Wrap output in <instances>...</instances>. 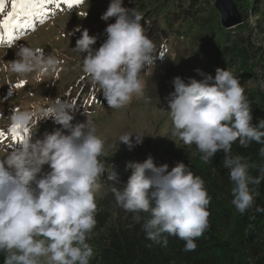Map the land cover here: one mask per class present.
I'll use <instances>...</instances> for the list:
<instances>
[{
    "label": "clouds",
    "instance_id": "obj_1",
    "mask_svg": "<svg viewBox=\"0 0 264 264\" xmlns=\"http://www.w3.org/2000/svg\"><path fill=\"white\" fill-rule=\"evenodd\" d=\"M123 3L110 0L101 15L102 21L115 18V22L105 28L106 39L98 49L94 48L97 37L90 36L87 29L72 48L83 55L81 71L111 109L124 107L134 95H144L141 76L162 57L145 35L141 13ZM15 55L16 59L7 62L8 71L25 80L31 76L41 81L55 73L60 63L27 45H20ZM197 72L203 79L185 82L177 76L172 80L174 91L165 98L172 135L185 145L194 144L205 163L223 151L222 164L234 185L231 203L244 214L254 205L249 185L264 182V166L259 167L257 176L249 175L250 165L241 156H233L231 149L237 141L244 148L253 141L264 144V119L251 123L245 89L230 71L217 68L214 77ZM74 108L68 100L55 99L33 126L52 119L60 127L42 139L26 137L18 150L0 159V252L5 253L4 264H40L41 258H46L47 264H90L93 251L86 238L96 225L95 193L106 172L105 162L99 159L104 142L95 134L91 120L73 124ZM35 115L17 111L11 116V127H26ZM143 140L140 134L120 137L129 151ZM260 155L264 156V147ZM45 165L49 168L46 173ZM126 167L132 174L124 188L112 185L116 205L133 214L146 239L166 247L167 237L175 236L184 241V251H195V240L209 228L211 198L203 179L182 162L170 171L167 164L157 166L151 155L143 162H128ZM109 179L115 181L116 177ZM255 212L262 213L264 208L256 207ZM142 213L150 218L144 219Z\"/></svg>",
    "mask_w": 264,
    "mask_h": 264
},
{
    "label": "rangeland",
    "instance_id": "obj_2",
    "mask_svg": "<svg viewBox=\"0 0 264 264\" xmlns=\"http://www.w3.org/2000/svg\"><path fill=\"white\" fill-rule=\"evenodd\" d=\"M162 1L164 0H143L144 8L140 13L143 14L146 7ZM197 1L199 7L206 9L205 14L200 16L204 18L197 24L186 23L176 26L177 28L171 33L182 51V57L170 66L166 65L173 62L174 52L168 53L164 46L156 45L152 40L157 52L162 54V57L154 62L162 59L161 62L164 61L165 66L163 70L158 71L157 67L149 65L141 76L144 95H134L132 100L120 109H104L98 105L99 96L96 93L91 95L87 91L92 84L81 71L83 55L80 56L72 51L84 29L89 31L90 36L97 37L94 48L98 49L101 46L106 39L103 35L105 28L109 23L115 22V18L107 22L100 19L107 10L110 0H83L78 6L80 8L72 7L66 12H62L65 6L57 8L55 17L49 15V20L52 18V22L44 25L35 35L28 37L30 41L24 45L40 49L43 55H52L60 62L56 72L43 77L41 81H36L31 76L27 80L17 78L8 71L7 62L17 58L15 53L18 44L0 49V132L5 134L3 138L1 137L2 144L5 145L0 147V159H3L7 152L21 147V143H17L15 147L9 146L14 143L11 139V116L15 112L27 111L36 114L32 124L26 126L29 129L27 137L31 135L34 139H42L45 133H51L60 127L55 125L52 119L40 120L36 126H33L36 120L40 119L41 111L49 107L57 98L74 104L73 124L84 123L87 119L92 121L95 134L104 142L103 153L99 159L122 154L143 162L151 155L157 166L161 163L172 166L183 162V157L187 154H192L194 157L198 155L200 152L194 144L185 145L178 136L172 135L173 125L165 99L174 91L172 80L179 76L185 82L189 78L199 81L203 76L198 74L197 70L214 77L217 68L227 69L239 79L245 89V95L251 93L264 96V74H262L264 72V0L255 1L256 5L262 2L260 10L257 11L249 6L252 0H239L244 4L243 11L248 12L244 26L239 25L229 30L222 25L221 15L216 8L217 0ZM233 2L238 7L234 0ZM133 5L134 1L124 0L122 6L134 8ZM4 9V13H0V20L6 17L11 8L9 4H4ZM77 28L80 31H76ZM144 28L147 36L149 24H145ZM42 30L44 35L39 36ZM225 34L228 36V41H225ZM247 41L255 49L254 52L248 51V57L242 50L248 49L249 46L245 45ZM225 46L226 50L223 49ZM257 52L259 54H256ZM20 83H23V87L16 86ZM101 99L104 100L103 96ZM90 102L95 103L93 109L89 108ZM125 134H140L144 137L142 145L129 151L126 145L120 143V137ZM179 151L186 154L180 155ZM47 171L49 168L45 165L43 172ZM101 178L99 181H102ZM98 183L101 187L95 193V203L108 191L106 184ZM232 199L231 192L229 197L220 201L221 207L217 209L216 217L221 237L238 249L237 234L232 221L239 212L231 203ZM40 238L42 237H37ZM4 258L5 253L0 252V264H4ZM40 264H47L46 258H41Z\"/></svg>",
    "mask_w": 264,
    "mask_h": 264
},
{
    "label": "trees",
    "instance_id": "obj_3",
    "mask_svg": "<svg viewBox=\"0 0 264 264\" xmlns=\"http://www.w3.org/2000/svg\"><path fill=\"white\" fill-rule=\"evenodd\" d=\"M127 1H134V9L142 13L143 0ZM234 1L238 5L242 20L240 27H242L248 12L243 11L244 4H241L239 0ZM255 1L252 0L249 6L255 11L260 10L262 2L256 5ZM199 5L197 0H164L146 7L144 13L141 14L144 19L141 21L142 25L149 24L150 26L147 36L154 40L156 45L164 46L168 53L174 52L175 54L173 62L166 65L170 66L182 57V51L171 33L174 28H177L176 26L186 23L197 24L201 21L204 17L200 16L205 14L206 9ZM217 12L219 13L218 10ZM225 35V41H228V36ZM245 45L249 46L248 49L242 50L248 57V51L254 52L255 49L248 41ZM226 48V46L223 47L224 50ZM159 60L150 67H157L158 71L163 70L164 61ZM87 89L91 95L96 93L99 96L100 100L97 103L101 105L100 107L110 108L106 101L101 99L103 95L98 87L91 85L90 89ZM246 98L252 109L251 123L256 125L260 119H264V96L248 93ZM92 106H95V103L90 102L89 108L93 109ZM262 147L264 144L253 141L247 148H244L237 141L232 146L231 154L241 156L242 160L250 165L249 175L255 177L258 175L259 167L264 166V156L260 155ZM179 154L186 153L179 151ZM199 154L195 157L187 154L183 157L182 163L190 168L194 176H199L204 181V187L211 198L207 208L209 228L195 240L197 247L195 251L190 252L184 251V241L175 236L167 237L166 247L146 239L141 224L134 220L133 214L116 205L112 185L123 189L132 174V170L126 167L127 163L140 161L122 154L100 159L105 162L106 172L101 178L102 181L98 182L106 184L108 191L104 197L96 200L94 214L96 225L86 238V243L93 251L90 264H264V212H255L256 207L264 208V182H261L259 186L249 185L254 196L253 208L248 209L244 214L238 213L232 221L238 239V249H235L221 237L216 217L217 209L221 207L220 201L229 197L234 187L228 174L229 170L222 164L225 154L222 150L218 151L208 163L201 159L202 153L200 156ZM163 164L166 163H161L159 166ZM175 165L169 166V171ZM113 175L116 177L115 181L109 179ZM141 215L144 219L150 218L148 213ZM253 216L254 219H252ZM164 235L167 236L166 233ZM238 253H240L239 256Z\"/></svg>",
    "mask_w": 264,
    "mask_h": 264
},
{
    "label": "snow or ice",
    "instance_id": "obj_4",
    "mask_svg": "<svg viewBox=\"0 0 264 264\" xmlns=\"http://www.w3.org/2000/svg\"><path fill=\"white\" fill-rule=\"evenodd\" d=\"M82 3L83 0H11V11L0 20V43H4L5 37H7L6 42L11 45L17 39L13 35L14 31L21 27L30 26L28 24L30 19H40L42 23L43 17L47 15L46 9L49 5H55L57 8L62 6L72 8ZM4 4L5 0H0V13L4 11ZM16 86L23 87V83ZM28 133L27 127H12L11 139L22 144ZM4 135V132H0V137Z\"/></svg>",
    "mask_w": 264,
    "mask_h": 264
},
{
    "label": "water",
    "instance_id": "obj_5",
    "mask_svg": "<svg viewBox=\"0 0 264 264\" xmlns=\"http://www.w3.org/2000/svg\"><path fill=\"white\" fill-rule=\"evenodd\" d=\"M216 8L221 15L222 25L229 30L242 24L239 11L233 0H217Z\"/></svg>",
    "mask_w": 264,
    "mask_h": 264
},
{
    "label": "bare ground",
    "instance_id": "obj_6",
    "mask_svg": "<svg viewBox=\"0 0 264 264\" xmlns=\"http://www.w3.org/2000/svg\"><path fill=\"white\" fill-rule=\"evenodd\" d=\"M38 35H39V36H40V35H44L43 30H42L41 33H39ZM29 41H30V40L27 38V39H25L24 41L19 42V43H18V46H20V45H24V44H27Z\"/></svg>",
    "mask_w": 264,
    "mask_h": 264
}]
</instances>
